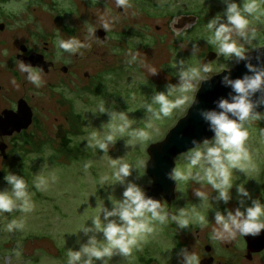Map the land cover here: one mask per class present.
Here are the masks:
<instances>
[{
    "label": "rangeland",
    "instance_id": "1",
    "mask_svg": "<svg viewBox=\"0 0 264 264\" xmlns=\"http://www.w3.org/2000/svg\"><path fill=\"white\" fill-rule=\"evenodd\" d=\"M236 2L242 4L243 0ZM244 2L257 6L247 17L250 43L239 37L234 39L252 51L264 46V0ZM129 4L127 11H120L115 0H0V22L11 26L10 33H0V40L11 39L6 45L0 43V48L15 49L25 42L28 25H36L35 44L41 49L48 47L61 66H74L80 73L72 80L59 76L53 85H49L47 76H42L43 84L39 88L29 82L27 92L36 97L33 102L46 107L44 153L30 156L27 167L16 173L25 180L34 207L29 213L14 210L0 214V264H67V250H79L81 244L87 242L88 237L80 232L81 228L92 226L91 219L101 215L103 204L109 209L113 207L109 196H113V201L123 198L126 185L100 186L105 176L115 182L110 158L121 159L133 168L138 166L128 179L145 191L152 185L146 172L150 160L148 149L163 141L186 116L197 94L174 88L169 100L187 96L189 99L184 104L173 108L166 117L161 115L160 119L146 112L147 105L159 111L160 106L152 100L157 92L166 93L169 85H179L176 62L183 59L186 66L201 70L202 79H210L225 68L232 69L238 62L223 56L206 61L209 52L218 50L217 45L207 43L213 36L207 23L225 12L223 0H129ZM31 8L37 12L29 11ZM100 17L110 22L105 41L89 31L102 28ZM184 17H193L195 21L183 30L177 29L178 19ZM69 28L75 31L73 37L87 45L75 59L56 43L59 39L72 38ZM194 45L197 46L195 52ZM132 55L136 60L129 63ZM205 64L210 69L207 73L202 71ZM149 68H155L157 74L151 75ZM85 71L93 75L91 82L84 79L81 72ZM201 84L197 81L195 88L199 89ZM14 86L23 93L21 87ZM101 105L108 111L124 112L131 123L124 133H115L117 141L108 154L87 145L91 133L96 132L97 137L102 138L110 128V117L99 111ZM59 108L66 109L71 116L68 152L56 138L55 118H61ZM118 125L117 119L111 126ZM245 127L249 132L248 167L251 170L247 176L234 170L233 199L228 203L233 210L238 203L236 184L245 185L252 200L260 198L264 202V119L246 122ZM141 131L148 136L142 144L137 139ZM181 157L176 159V168L186 173ZM53 175L55 182L51 181ZM40 177L49 181L46 190L35 186ZM181 185L176 216L183 210L184 218L197 224L202 215L206 224L214 218L215 211L224 206L223 202L215 201L216 191L206 182L200 184L189 179L181 181ZM10 189L7 181L0 186V191ZM195 190L204 192L207 200L202 203L194 195ZM252 200L246 203L251 204ZM99 204L101 207H97ZM13 220L22 223L23 228L10 233L7 225ZM171 222L154 223L153 233L138 237L130 256L114 255L108 264H151L155 258L172 255V241L175 242L174 236L178 233L174 228L169 229ZM97 237L104 243L102 233Z\"/></svg>",
    "mask_w": 264,
    "mask_h": 264
},
{
    "label": "clouds",
    "instance_id": "2",
    "mask_svg": "<svg viewBox=\"0 0 264 264\" xmlns=\"http://www.w3.org/2000/svg\"><path fill=\"white\" fill-rule=\"evenodd\" d=\"M226 9L223 14H218L207 23V28L213 33L209 44L217 45L216 51L218 56L233 58L236 61L247 60L248 48L244 43H239L234 37H239L245 43H250L248 35V16H251L256 10L255 3L242 2L236 0H223ZM117 8H123L127 11L131 7L129 0H115ZM103 22L102 28L108 32L110 22L104 17H100ZM90 34L95 36L96 30L90 29ZM254 35V33H253ZM59 49L69 54H76L80 49L87 47L75 37L68 40L59 39L57 42ZM197 46H193L195 52ZM136 56L132 55L128 61L132 63ZM179 67L178 77L179 85H169L167 92H157L152 100L158 104L159 111H154L151 105L146 106V112L151 113L156 119L161 115L168 116L171 110L179 105L184 104L189 98L184 96L175 101H170L169 96L174 88H179L183 92L196 91L195 83L207 81L202 79L200 71L196 68L186 66L185 60L181 59L176 62ZM19 72L26 75V79L37 88L43 84V69L34 67L19 60L17 65ZM253 75H246L242 79H231L230 76H224L223 83L230 86L235 93L229 99H221L218 102L220 111L209 110L201 113L203 119L208 122L214 136L212 139H205L202 143L193 141V147L182 154V159L186 165V173L179 168L174 167L170 173V178L175 182L188 181L189 179L200 184L206 182L216 191L215 201L223 202L227 205L233 199L232 175L234 170L245 174L250 172L248 161L250 160L247 141L249 139L248 129L245 127L246 122L256 119H264V113L255 111L260 105L264 104V96L260 100L253 101L256 93H264V68H258L251 63L247 64ZM228 68H225L227 70ZM151 75L157 74L155 68H149ZM204 73L210 71L207 64L202 68ZM15 83V80H13ZM99 111L102 114L107 113L110 117L108 124L110 128L107 134L98 138L96 132L90 134L87 145L95 146L108 154L110 147L114 146L116 139L115 133H124L126 128L131 127L128 115L124 112H112L100 106ZM119 121L118 126H111L113 121ZM138 141L142 144L148 139L145 132L141 131L137 136ZM128 144V143H127ZM129 145V144H128ZM134 146V145H133ZM110 166L115 169L114 181L105 176L101 180L100 186H112L116 184L126 185L123 191V198L113 201V196H109L113 207L111 209L100 204L101 215L91 219L92 226H83L80 230L88 237L87 242L81 244L79 250H67V264H108L114 255L130 256L133 247L138 243L137 238H143L144 235L152 234L154 231L153 224H165L169 220V215L164 211L160 200L149 197L143 187L130 181L128 178L132 175L133 169L138 170V166L133 168L128 163L122 162L121 159H112L109 161ZM85 170L88 165L85 164ZM7 183L11 186L10 190L0 191V214L11 213L19 210L22 213H29L33 210L31 195L28 191L27 184L23 177L16 174H7L5 177ZM56 177L51 176V181L55 182ZM49 181L40 177L36 182V188L46 190ZM236 195L239 207L225 209L224 211H215V224L218 226L213 229V238L217 240H229L237 234L242 236H259L264 233V203L259 199L252 200L249 190L243 184H236ZM194 195L203 203L207 196L200 190H195ZM252 200L251 206H246V202ZM243 209V210H242ZM183 210L178 216L170 217L180 229L189 227V220L184 218ZM200 223H205V217H198ZM23 228V224L15 220L7 225V231L13 232ZM103 234L101 243L97 234ZM182 257L180 264H201L195 253L187 249H181L179 254ZM19 256V253H17Z\"/></svg>",
    "mask_w": 264,
    "mask_h": 264
},
{
    "label": "flooded vegetation",
    "instance_id": "3",
    "mask_svg": "<svg viewBox=\"0 0 264 264\" xmlns=\"http://www.w3.org/2000/svg\"><path fill=\"white\" fill-rule=\"evenodd\" d=\"M28 10L37 12V9L31 8ZM0 24L5 25V29H0V33H10L11 26L9 24L2 22ZM37 28L38 26L36 25H28L27 35L24 39L25 42L20 43L15 49L0 48V121L7 124L4 129L0 130V186L6 183L5 177L7 174H16L24 170L27 167L26 164L30 156L36 154L42 155L44 153L45 133L47 132L45 128L46 115H44L46 107L34 103L33 100L36 98L34 95L29 96L27 91L30 85L26 79V75L18 70L17 65L19 64V60L28 64L37 60L38 56H44L45 61L52 64L48 72L42 73V76L49 78V85H53L54 79L59 76H62L64 80H72L73 76L80 74L74 66H67L65 64L61 66L59 64L60 61L55 59L54 54L48 47L41 49L35 44L33 37L36 38L35 30ZM68 32L72 38L75 36V31L71 30V28L68 29ZM107 33L106 31V38L108 37ZM11 35L14 37L12 32ZM10 40L4 37L0 40V43L6 45ZM38 43H40L39 40ZM47 45L48 43H46ZM73 57L75 59L78 57V54H73ZM81 73L86 81L90 80L91 82L93 75L90 71ZM13 80H15V83H13ZM14 84L21 87L23 93L17 90ZM86 85L89 86L90 83ZM24 109V112H20ZM59 109L61 118H55V125L57 129L60 126L63 127L66 137L56 138H58V144L61 147L63 146V149L68 152V145L71 143V131L69 129L71 116L68 115L70 112L66 109ZM30 110L33 113V120L27 128H22L19 131L18 129L15 131L6 129L8 124H11L13 121H21L27 124ZM11 131L13 132L11 133ZM181 187V181H179L177 183L176 199L173 202L163 201V208L168 213L169 220L176 213V205L180 198L179 192ZM259 201L264 203L260 198ZM239 206L238 202L237 207ZM246 206H251V204L247 203ZM229 208L232 209L231 204H224L220 208V211ZM170 224L172 226L169 229L174 228L178 233V235L174 236L175 242L172 241V255H163L162 257L155 258L151 264H180L182 257L178 254L181 249H187L189 252L195 253L201 264H264V233L255 237H245L237 234L229 240H217L213 238V229L218 227L213 217L203 225L201 223L194 224L189 222L187 229H180L174 221ZM249 242H253L254 247L250 246Z\"/></svg>",
    "mask_w": 264,
    "mask_h": 264
},
{
    "label": "water",
    "instance_id": "4",
    "mask_svg": "<svg viewBox=\"0 0 264 264\" xmlns=\"http://www.w3.org/2000/svg\"><path fill=\"white\" fill-rule=\"evenodd\" d=\"M122 11L123 8H120ZM195 18L184 17L178 19L177 29H185L189 24L193 23ZM0 29L4 30L5 25L0 24ZM95 37L101 41L106 40V31L103 29H97ZM248 59L238 61L236 66L232 69L223 70L221 73L214 75L207 81H203L197 94L194 103L189 108L185 117L181 118L174 128L170 130L166 138L158 143L151 145L148 149L150 160L147 164V175L152 179L153 183L147 188L146 194L149 197L160 200L163 207V201L173 202L176 199L177 182L170 178V173L173 168L177 166L176 159L181 156L187 150L192 148L193 141L203 142L205 139H212L214 136L211 131L208 122H206L201 113L209 110L220 111L218 108V102L221 99H229L235 95L230 86H225L223 83L224 76H230L231 79H242L246 75H253L250 72L247 64L258 68H264V46L248 52ZM216 52H209L206 61L212 62L217 58ZM34 67L43 69V72H48L50 63L45 61L44 56H38V59L30 62ZM264 96V93L258 92L252 98L253 101L260 100ZM24 110L20 112H24ZM255 111L264 113V104H260ZM33 113L30 110L29 121L24 124L21 121H13L8 124L6 129L9 130H21L27 128L31 123ZM7 124L1 123L0 130L4 129ZM13 131H11L12 133ZM57 137L65 138L66 133L63 127L58 129ZM249 245L254 247L253 242H249Z\"/></svg>",
    "mask_w": 264,
    "mask_h": 264
}]
</instances>
